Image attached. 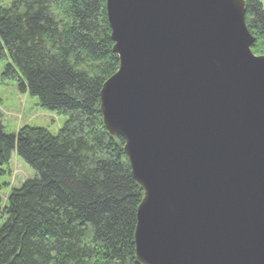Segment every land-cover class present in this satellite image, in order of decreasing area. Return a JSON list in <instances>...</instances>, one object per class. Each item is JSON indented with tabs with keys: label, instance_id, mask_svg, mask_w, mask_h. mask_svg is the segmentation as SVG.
Listing matches in <instances>:
<instances>
[{
	"label": "water",
	"instance_id": "1",
	"mask_svg": "<svg viewBox=\"0 0 264 264\" xmlns=\"http://www.w3.org/2000/svg\"><path fill=\"white\" fill-rule=\"evenodd\" d=\"M100 91L144 191L142 264H264V54L245 0H106Z\"/></svg>",
	"mask_w": 264,
	"mask_h": 264
},
{
	"label": "trees",
	"instance_id": "2",
	"mask_svg": "<svg viewBox=\"0 0 264 264\" xmlns=\"http://www.w3.org/2000/svg\"><path fill=\"white\" fill-rule=\"evenodd\" d=\"M245 2L252 49L264 54L262 2ZM113 45L106 0L0 6V83L17 82L65 117L55 133L0 123V175L14 151L34 171L0 195V264H141L134 234L143 190L100 111L102 85L119 67Z\"/></svg>",
	"mask_w": 264,
	"mask_h": 264
},
{
	"label": "rangeland",
	"instance_id": "3",
	"mask_svg": "<svg viewBox=\"0 0 264 264\" xmlns=\"http://www.w3.org/2000/svg\"><path fill=\"white\" fill-rule=\"evenodd\" d=\"M11 1L0 0V6L8 7ZM261 2L264 8V0ZM4 66L5 62H0V72ZM64 120L63 115L39 107L36 98L22 94L17 82L4 80L3 83H0V123L6 131L17 132L23 126L31 125L42 126L55 133L61 128ZM4 169L5 174L0 175V183L7 182L6 187H0V195L3 197V201L12 188L18 187L34 175L33 169L18 157L16 151L12 152L9 165Z\"/></svg>",
	"mask_w": 264,
	"mask_h": 264
}]
</instances>
